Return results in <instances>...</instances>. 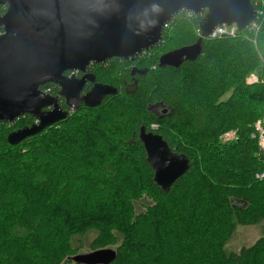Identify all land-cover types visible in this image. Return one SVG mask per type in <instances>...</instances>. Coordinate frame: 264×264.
<instances>
[{"label": "trees", "instance_id": "trees-1", "mask_svg": "<svg viewBox=\"0 0 264 264\" xmlns=\"http://www.w3.org/2000/svg\"><path fill=\"white\" fill-rule=\"evenodd\" d=\"M5 11L6 7L0 6V16ZM182 13L184 10L174 16L171 27L164 29L161 43L142 51L134 60L113 58L90 64L89 71L97 82L118 89L99 106L82 105L80 112L77 109L70 118L18 144L9 143V133L34 124L36 118L25 114L13 122H0V128L7 129L3 134L5 146L0 144V232L9 236L10 243H25L27 254H34L36 234L42 226L74 217L76 209L69 210L72 204L61 198L67 184L56 191L50 176L26 174L36 156L49 152L50 158L58 149L67 156L71 153L72 164H78L70 169L79 173V184H99L95 197H103L111 188L121 195L133 193L137 181L140 188L151 189L158 202L150 215L140 216L141 223L146 221L140 235L138 224L117 225L112 215L104 216L108 223L93 240L92 250L118 244L123 237L116 248L117 257L109 264H264V237L240 252L225 248L236 224L264 220V177H257L264 172V155H257L258 142L252 137L256 120L264 114V84L247 82L252 73L264 77V13L257 35L245 29L236 37L204 38L202 52L195 60L160 66L162 54L195 44L200 38L193 30L198 21L190 22ZM202 17L196 15L197 19ZM140 69L144 70L141 74L137 73ZM214 84L217 86L212 88ZM41 88L56 96L60 90L51 82ZM60 104L67 109L63 98ZM154 104L159 112L151 109ZM118 105L123 109L116 110ZM110 111L111 115H103ZM79 119L82 127L76 125ZM152 123H159V128H152ZM70 124L74 126L68 128ZM142 126L190 159L189 170L167 192L154 181V170L140 139ZM229 127L238 128L239 138L221 143L218 135ZM99 134L102 145L93 142ZM126 153L137 154L131 156L133 163ZM58 161L55 168L60 171L64 156ZM127 163L135 170L131 181L125 170ZM16 174L21 175L17 180ZM11 176L12 180H6ZM43 187L47 196H43ZM109 202H104L103 208L109 209ZM139 219L134 222L140 223ZM116 225L118 230H114ZM137 237L140 248H135ZM133 250L136 263L128 260ZM76 254V249L67 248L65 258ZM64 263L79 264L70 258Z\"/></svg>", "mask_w": 264, "mask_h": 264}, {"label": "water", "instance_id": "water-1", "mask_svg": "<svg viewBox=\"0 0 264 264\" xmlns=\"http://www.w3.org/2000/svg\"><path fill=\"white\" fill-rule=\"evenodd\" d=\"M0 6L6 7L0 16V122H13L25 114L38 120L10 132V144L66 119L70 109L96 107L107 95L117 94L115 86L101 82L84 91L87 81L95 79L90 64L113 58L134 60L161 42L165 24L177 13L202 15V36L195 44L162 54L160 66L195 60L202 52L203 38L215 27L235 23L243 30L256 16L252 0H0ZM70 71L83 76H68ZM49 82L59 87L57 96L42 90ZM140 139L154 181L169 191L189 170V157L172 150L161 135L145 126ZM116 257L117 250L102 248L70 259L79 264H109Z\"/></svg>", "mask_w": 264, "mask_h": 264}, {"label": "rangeland", "instance_id": "rangeland-1", "mask_svg": "<svg viewBox=\"0 0 264 264\" xmlns=\"http://www.w3.org/2000/svg\"><path fill=\"white\" fill-rule=\"evenodd\" d=\"M252 2L255 3L254 6L256 10L260 6L264 7V0H262V3L261 0H254ZM184 12L185 13H182L183 15L181 16L187 19L188 21L194 23L198 21L196 28L193 29L194 34H197L199 37L202 36L201 30L199 28V21L201 19H197L196 14H193L189 11L184 10ZM172 20H174V16L169 22H171ZM164 29H167V27L164 26ZM245 29L248 30L250 33L256 35L259 31V29L256 30V27L252 28L250 26L246 27ZM209 35L205 38H210ZM254 44L257 45V42ZM215 86L217 85L214 84L212 88H215ZM226 96L227 94H225L222 99H224ZM188 102L191 103V100L189 99ZM128 108L129 107H127V110ZM115 109L119 111L123 108L118 105ZM78 110L70 109L67 117L70 118ZM81 110L82 109H80L78 112H80ZM111 112L112 111L103 115L109 116L111 115ZM128 112L130 113V111ZM133 112L134 110H132V113ZM233 114H235V112H233ZM82 124V119L77 120L76 125L82 127ZM73 126V124H70L68 125V128H71ZM151 126L152 128L157 129L159 128V123H152ZM6 130L7 129L4 127L3 129L0 128V144L2 146H5L3 134L6 132ZM218 137L221 143L234 141L239 138L238 128L229 127L227 130H224L222 134L220 133ZM102 141L103 139L102 137H100L99 134V136L93 142H99L101 144ZM44 147L48 146L45 145ZM82 152L86 153V150H82ZM127 155L130 156L127 159L133 163V160H131V156L136 157L137 154L133 155V153H131ZM257 155H264V149L261 146H259ZM49 156V152L36 156V161L31 164L26 174H28L29 177L30 172H37L38 174H46L47 176H50V180L52 181V183H54L52 189L56 191L58 190V188L60 189V186H63V184H67L68 187H66L65 191L60 192L63 194L61 198L64 197L63 202L67 203V205L72 204L69 207V210L76 209V211L72 212L74 214V217L68 218V220L70 221L65 222L61 220L48 226H42L36 234L37 240L36 250L34 249V254H27L25 243H21V246L19 244L16 245L14 243H10L9 236L5 235L3 232H0V264H57L58 262L59 264H68L64 263V259L69 260L70 258L69 256L65 258V252L67 248L72 247L76 249L77 254L89 253L93 251L91 248L93 240L100 235L101 229L104 228L105 225H107L108 223L107 220L104 219V216L112 215L116 219L117 225H126L124 223H129V225H133L132 223L138 224L139 227L137 228V231L139 233L137 232V234H141V225H144L146 221H143V223H141L143 217L140 216L150 215L152 213L153 208H155L158 203L151 189L149 191L147 188H140L141 185H139L137 181H134L135 187L138 188H136V191L133 193L128 192L127 194L126 192V194L121 195L113 188H111L108 189V191L103 197H95L94 193L99 188V184L97 182H95L94 184L92 183V181H89L90 183L88 185H85V182H82L80 184L78 183V178L76 175H79V173H77L75 169H70L78 166V164H75L76 166L72 164V161L70 160L71 153L69 154V156H67V154L63 150L55 149V151L51 152L50 158ZM62 156H64V167L62 170L59 171L55 168V165L60 164L58 160ZM66 164L69 167H66ZM125 170L129 171L128 180L131 181L133 171H135L134 168H132V164L127 163V165L125 166ZM14 177H16L17 180V177H21V175L16 174ZM14 177H7L6 180H12V178ZM41 189L45 191L43 196H47L48 191L45 190L47 188L43 187ZM100 190L102 191L103 189ZM110 190L113 191L112 194L109 193ZM106 201H110L109 209L103 208V203ZM1 215L5 218L7 222H10L9 217L6 214L1 213ZM138 219L140 223L134 222ZM158 221V219L155 220L156 225H158ZM117 225L114 226V230H118ZM262 237H264V220L252 225L236 224L234 234L232 235L231 239L226 243L225 248L228 252H240L243 247H249L253 245L254 243H256L257 240ZM119 241L120 242H118V244L110 245L106 248H112L116 250L118 245L121 244V241H123V237ZM140 243L141 241L137 237L135 248H140ZM22 249L25 250L22 251ZM134 251L135 250H133V252H130L133 256L128 257V260L132 263H136V261L138 262V259L135 257Z\"/></svg>", "mask_w": 264, "mask_h": 264}, {"label": "built area", "instance_id": "built-area-1", "mask_svg": "<svg viewBox=\"0 0 264 264\" xmlns=\"http://www.w3.org/2000/svg\"><path fill=\"white\" fill-rule=\"evenodd\" d=\"M255 5V3L253 2ZM264 9L262 8H257L256 10V16L255 19L252 21L250 25L247 27H256V30L259 29V19L263 15ZM171 24V22H168L165 24L166 27H168ZM239 29L235 24L232 25H227V24H222L220 26L215 27V29L212 31V33L209 35L210 38H225V37H236L238 35ZM252 41L256 43V38L253 37ZM248 83H263L264 84V77H261L257 73H252L250 76L247 78ZM38 120L36 119L35 123H37ZM255 130L252 134V137L255 138L259 144L264 149V116L257 120L254 124ZM232 137V136H231ZM230 137V138H231ZM257 177L263 178L264 177V172L257 174Z\"/></svg>", "mask_w": 264, "mask_h": 264}, {"label": "flooded vegetation", "instance_id": "flooded-vegetation-1", "mask_svg": "<svg viewBox=\"0 0 264 264\" xmlns=\"http://www.w3.org/2000/svg\"><path fill=\"white\" fill-rule=\"evenodd\" d=\"M91 74H93L94 75V77H95V79H94V81H91V80H89V81H87V83H86V88H87V86H89L87 89L85 88V92L86 91H88V90H90L91 89V87L94 85V83H96L97 81H96V76H95V74L90 70L89 71ZM142 72H144V70H142V69H140L137 73H139V74H141ZM68 76H70L71 74H74L76 77H82L83 76V73H81V72H68V73H66ZM130 86H132L131 84L130 85H128V87H130ZM63 97H61L60 98V100L62 99ZM64 99V98H63ZM151 109L152 110H154L155 112H159V107H158V105L157 104H154V105H152L151 106Z\"/></svg>", "mask_w": 264, "mask_h": 264}, {"label": "bare ground", "instance_id": "bare-ground-1", "mask_svg": "<svg viewBox=\"0 0 264 264\" xmlns=\"http://www.w3.org/2000/svg\"><path fill=\"white\" fill-rule=\"evenodd\" d=\"M154 126V125H153ZM67 262V261H66Z\"/></svg>", "mask_w": 264, "mask_h": 264}]
</instances>
